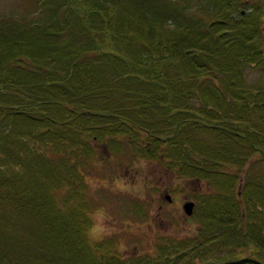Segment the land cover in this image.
<instances>
[{
	"label": "trees",
	"instance_id": "16d2710c",
	"mask_svg": "<svg viewBox=\"0 0 264 264\" xmlns=\"http://www.w3.org/2000/svg\"><path fill=\"white\" fill-rule=\"evenodd\" d=\"M243 1L0 10V75L12 74L0 78V264H264V88L245 79L264 65V0ZM122 144L208 181L196 235L139 258L114 234L87 235L96 202L84 166Z\"/></svg>",
	"mask_w": 264,
	"mask_h": 264
},
{
	"label": "rangeland",
	"instance_id": "374dc122",
	"mask_svg": "<svg viewBox=\"0 0 264 264\" xmlns=\"http://www.w3.org/2000/svg\"><path fill=\"white\" fill-rule=\"evenodd\" d=\"M250 1L248 0V2ZM30 5V0H0V10L13 8V10H21L25 13L34 7V5L29 7ZM247 10H251V8ZM261 25L264 31V8ZM18 69L13 66L12 72L15 74ZM10 75L12 74H1L0 78H4L8 82V79L11 78ZM245 79L250 84H257L261 89L264 88V65L263 67H248ZM12 88L14 91H18L20 86L14 85ZM226 117L231 120L232 114L227 113ZM82 124H89V121L84 119ZM139 133L141 140H148L144 132ZM209 140L211 141V139ZM99 148H101L100 161L90 162L89 165L84 166L90 194L94 199L96 198V206L92 209L94 224H99L103 229L97 235H116L121 241L119 247L123 256L135 257L136 254L144 252L143 255L137 256L139 258L153 256L154 253L158 254V246L166 242L169 243L172 239L178 241L180 239L183 242L182 239L187 236L197 234V231L200 230L199 219L184 213L182 201L184 194L195 199L196 194H202L204 190L209 189L210 186L206 179H188L183 175L180 176L177 168H170L160 158L158 160L150 158L149 162L145 157L139 156L137 159L135 156L137 150L132 151L126 144L120 145L119 155H117L118 158L121 156L124 161H116L111 157L110 160H107L106 154H109L107 147L100 145ZM90 156L94 155L90 154L87 160ZM260 156L261 153L257 151L250 158L262 161L259 159ZM92 160L94 161V159ZM111 160L113 164L110 163ZM253 162L249 160L248 164L252 166ZM249 167V165L246 166L242 176ZM255 170L258 173L262 172L264 166L258 164L255 166ZM261 176L263 177V174ZM242 178L240 183L244 180V177ZM172 188H175V191H171ZM143 206L148 209V211L146 210L147 215L143 217L144 214H141L139 217L140 208ZM140 218L143 220L139 224ZM15 224L14 229L18 230L20 224L17 221ZM217 254L222 256V252ZM8 262L4 260L2 264Z\"/></svg>",
	"mask_w": 264,
	"mask_h": 264
},
{
	"label": "clouds",
	"instance_id": "9594fccd",
	"mask_svg": "<svg viewBox=\"0 0 264 264\" xmlns=\"http://www.w3.org/2000/svg\"><path fill=\"white\" fill-rule=\"evenodd\" d=\"M96 215H99V213H96ZM102 231L103 229L99 224H92L87 230V235L92 236L94 239H99L100 237L97 236V233Z\"/></svg>",
	"mask_w": 264,
	"mask_h": 264
},
{
	"label": "bare ground",
	"instance_id": "6f19581e",
	"mask_svg": "<svg viewBox=\"0 0 264 264\" xmlns=\"http://www.w3.org/2000/svg\"><path fill=\"white\" fill-rule=\"evenodd\" d=\"M143 132H144V131H143ZM145 135H146V138H147L148 135H147L146 133H145ZM147 141H148V140H147ZM106 149H107V148H106ZM107 150H108V153H109V154H106V156H107L106 159H107V160H110V157H111L113 160H116V161H124V159H123L121 156H120V158H118V157H117V154H114V155H113L109 149H107ZM122 155H123V154H122ZM146 161L149 162L150 160L147 158ZM110 163L113 164L112 160L110 161ZM179 175L181 176L182 174L179 173ZM183 176H184L185 178L192 179V178L189 177V176H186V175H183ZM198 180H199V179H198ZM171 191H175V188H172ZM95 200H96V198H95Z\"/></svg>",
	"mask_w": 264,
	"mask_h": 264
},
{
	"label": "water",
	"instance_id": "95a60500",
	"mask_svg": "<svg viewBox=\"0 0 264 264\" xmlns=\"http://www.w3.org/2000/svg\"><path fill=\"white\" fill-rule=\"evenodd\" d=\"M168 198L170 199V196L169 195H168ZM194 205H195V201L192 200V199L185 201L184 202L185 211L188 214H191L193 212Z\"/></svg>",
	"mask_w": 264,
	"mask_h": 264
},
{
	"label": "flooded vegetation",
	"instance_id": "af4514ba",
	"mask_svg": "<svg viewBox=\"0 0 264 264\" xmlns=\"http://www.w3.org/2000/svg\"><path fill=\"white\" fill-rule=\"evenodd\" d=\"M242 10H243V9H242ZM243 11H244V10H243ZM188 197H189V196H188L187 194H184V200H183V201L185 202V200H186ZM183 201H182V206H183V203H184ZM182 210H183V209H182Z\"/></svg>",
	"mask_w": 264,
	"mask_h": 264
}]
</instances>
